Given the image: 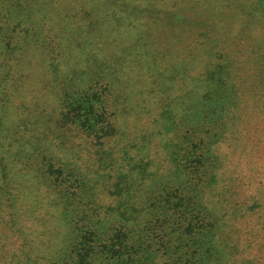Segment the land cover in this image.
I'll return each mask as SVG.
<instances>
[{
	"label": "trees",
	"instance_id": "obj_1",
	"mask_svg": "<svg viewBox=\"0 0 264 264\" xmlns=\"http://www.w3.org/2000/svg\"><path fill=\"white\" fill-rule=\"evenodd\" d=\"M14 4L0 264H264V22L207 0Z\"/></svg>",
	"mask_w": 264,
	"mask_h": 264
},
{
	"label": "rangeland",
	"instance_id": "obj_2",
	"mask_svg": "<svg viewBox=\"0 0 264 264\" xmlns=\"http://www.w3.org/2000/svg\"><path fill=\"white\" fill-rule=\"evenodd\" d=\"M213 1L216 3L214 4ZM207 2L210 4L212 8H214V6L219 2L225 9L229 8L228 4L232 2L237 7H240L241 5L245 6L246 11L248 13H252L255 21L262 20L264 22V4H260L259 0H207ZM14 3H15V0H0V8L2 7L4 9L2 10V13H4L7 10V8H10L9 10H11V12L13 11L11 16L9 15L4 16L5 18L7 17V19H5L4 21L5 23L13 24V19L15 18L13 17L14 15H18V16L20 15L19 16L20 19H23L24 17L21 15L20 13L21 10H19L17 6L12 7V5H15ZM244 263L251 264L253 263V260L246 259Z\"/></svg>",
	"mask_w": 264,
	"mask_h": 264
}]
</instances>
